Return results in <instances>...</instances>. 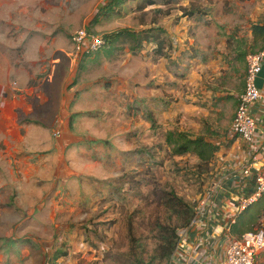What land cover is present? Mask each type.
Here are the masks:
<instances>
[{"label": "rangeland", "instance_id": "1", "mask_svg": "<svg viewBox=\"0 0 264 264\" xmlns=\"http://www.w3.org/2000/svg\"><path fill=\"white\" fill-rule=\"evenodd\" d=\"M147 1L125 0L107 11L112 0H0L3 83L14 95L45 86V154L17 157V164L0 159V181L14 187L0 192L8 228L15 209L20 221L12 237L32 246L17 264H168L155 256L158 226L178 218L160 195L195 207L216 179L211 166L201 172L196 157L172 156L165 134L179 130L217 145L229 135L247 56L262 51L252 27L264 24V0H158L145 7ZM82 27L103 39L154 28L162 52L154 56L155 45L145 43L132 54L136 43L122 36L76 59L72 37ZM64 108L81 114L76 123L62 118ZM15 198L23 208L37 199L29 207L42 215L27 219ZM3 237L0 244H8ZM60 251L68 255L56 259Z\"/></svg>", "mask_w": 264, "mask_h": 264}, {"label": "crops", "instance_id": "2", "mask_svg": "<svg viewBox=\"0 0 264 264\" xmlns=\"http://www.w3.org/2000/svg\"><path fill=\"white\" fill-rule=\"evenodd\" d=\"M35 65V62H33L32 66L34 67ZM3 82L2 75H0V159L2 156L11 157L15 159L14 161L17 164V157L28 159V157L38 153L43 157L45 154V86L34 87L29 91L25 89V94H22L24 90H21L22 93L20 95H14L10 90L11 88ZM77 93L79 92H76L75 97L79 98L81 93ZM74 105L75 103H71L70 107ZM252 112L259 125L264 126V100L258 102L253 107ZM61 116L64 120L67 118L69 124H72L77 122L81 114L74 113L70 115L68 108H64ZM231 130L232 125L230 126L229 135L227 134V137L225 135L222 143L218 144L219 151L211 164L216 178H225L223 190L215 198V204L217 206L214 207L215 213L209 212L207 214V230L213 235L217 231L218 225H224V219L229 218L231 215L233 201H237L238 195H243L244 190L248 193L254 188V178L251 176H242V171L246 166L254 163L257 152L247 146L241 138L233 135ZM43 160L41 159V161ZM254 167L258 168L259 164H254ZM41 169L42 167H40L39 171ZM1 170L0 164V172ZM43 171L41 172L43 173ZM234 172L237 173L236 177L234 176ZM7 187L14 188L12 185H4L0 181V192L2 189L7 190ZM29 202L33 203L30 205H36L38 200H30ZM42 202L43 199L41 200ZM13 204H15L18 210L26 212L25 217L27 219H32L33 217L38 218L42 215V210L39 208H31L29 207L30 205L23 208L20 199L15 198ZM35 209H38V212H35ZM4 210L10 211L9 205L2 204L0 200V239L4 238L3 232L7 234L6 238L9 239L8 244H0V264H17V260L20 257H26L25 254L31 251L32 246L29 245V239L14 240L16 238L12 236L17 231L13 225L15 224L16 227V222L20 220L16 215L15 209L14 212H10L12 215L7 218H9V221H13V224L12 229L9 230V222L5 219L7 212L3 213ZM27 210L29 211L28 214ZM187 241L188 244L186 246L182 245L168 264H209V258L207 256L211 252H213L215 261L211 262V264H215L216 262L219 264L221 262L220 260L223 258L224 251L223 246L220 245L221 241L216 239V236H213L209 240L210 244L207 249L199 244L201 235L195 236V233H192ZM41 249L45 259V249L42 247ZM4 255L7 257L5 258Z\"/></svg>", "mask_w": 264, "mask_h": 264}, {"label": "built area", "instance_id": "3", "mask_svg": "<svg viewBox=\"0 0 264 264\" xmlns=\"http://www.w3.org/2000/svg\"><path fill=\"white\" fill-rule=\"evenodd\" d=\"M72 44L75 58L83 59L103 49L106 41L90 28L82 27L73 35ZM246 61L245 87L238 99L231 133L241 138L247 146L257 152L254 163L246 166L242 171V176L254 178V188L248 193L244 190L243 195H238L237 201H233L231 215L224 219V225H218L213 235L207 230V214L215 213L214 207H217L215 198L223 190L225 178L219 177L212 181L207 195L194 208V218L190 226L179 233V242L171 259L182 245L188 244V237L192 233H195V236L201 235L199 244L205 249L209 247V240L213 236L221 241L220 245L223 246L224 254L219 264H258L260 257L264 254V215L259 221L260 228L255 231L247 232L238 238H235L232 233V227L236 224L238 217L264 197V126L259 125L252 112L253 107L264 100V91L256 84L264 66V49L249 54ZM254 164H259V167H254ZM236 174L234 172L235 177ZM207 257L209 264L215 262L213 252Z\"/></svg>", "mask_w": 264, "mask_h": 264}, {"label": "trees", "instance_id": "4", "mask_svg": "<svg viewBox=\"0 0 264 264\" xmlns=\"http://www.w3.org/2000/svg\"><path fill=\"white\" fill-rule=\"evenodd\" d=\"M123 1L125 0H112L111 6H108L109 8L107 11H111L113 6L119 5ZM162 1L164 3H170L173 0H168V2L167 0ZM157 3L158 0H148L145 7L153 6ZM160 9L162 8H159L155 13L161 15L163 10ZM182 12L185 17H194L193 14L195 13L186 8L182 9ZM153 25H156V23L153 22ZM153 32L154 28H151L149 31H145L146 34L144 36L142 33L136 31L123 30L106 37L105 41L107 44H111L114 40L122 36L130 38L132 42L134 41V43H136V45L130 47L132 54H137L138 51H141L140 49L143 48L145 43H151L153 46L155 45L153 48L154 56L160 57L163 41H159L155 38V35H151ZM252 37L254 46H260L261 49H264V24H256L252 27ZM156 48L159 50H155ZM94 54L89 56H93ZM245 56L246 55H244L243 59H245ZM150 121L151 125L155 126L156 122L152 118ZM165 146L169 148L171 155L174 157H184L188 155L196 157L198 159L199 169L205 174H209L210 166L219 151L217 143L203 137L193 138L189 134L179 130H169L166 132ZM160 198L163 201V206L171 212V219L175 216L178 218L177 224L169 223L158 226L159 230L156 236L158 244L155 249V256L156 259L168 262L177 248L179 233L187 229L194 218L195 207L185 203L173 193L161 194ZM262 199L238 217L236 224L232 227L233 234H237L241 237L247 232L255 231L257 228H260L259 221L264 215V198ZM183 209L184 211H182ZM67 255L68 253L66 251H60L57 253L56 259L66 257Z\"/></svg>", "mask_w": 264, "mask_h": 264}, {"label": "water", "instance_id": "5", "mask_svg": "<svg viewBox=\"0 0 264 264\" xmlns=\"http://www.w3.org/2000/svg\"><path fill=\"white\" fill-rule=\"evenodd\" d=\"M256 84H257V87L259 89H263V87H264V66H263L262 72L260 73V75L256 81Z\"/></svg>", "mask_w": 264, "mask_h": 264}]
</instances>
